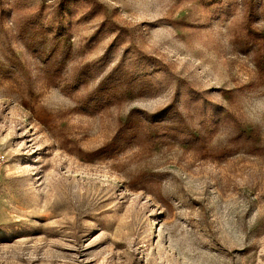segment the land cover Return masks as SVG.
<instances>
[{
    "label": "rangeland",
    "instance_id": "obj_1",
    "mask_svg": "<svg viewBox=\"0 0 264 264\" xmlns=\"http://www.w3.org/2000/svg\"><path fill=\"white\" fill-rule=\"evenodd\" d=\"M0 264H264V0H0Z\"/></svg>",
    "mask_w": 264,
    "mask_h": 264
}]
</instances>
